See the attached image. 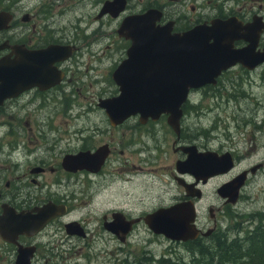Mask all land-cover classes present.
Masks as SVG:
<instances>
[{
	"label": "flooded vegetation",
	"instance_id": "af4514ba",
	"mask_svg": "<svg viewBox=\"0 0 264 264\" xmlns=\"http://www.w3.org/2000/svg\"><path fill=\"white\" fill-rule=\"evenodd\" d=\"M74 1L0 0V60H5L0 84L5 81L9 93L0 103V264H16L19 248L31 251L30 264L92 259L99 264H124L126 255L128 264H146L155 255L138 258L137 245L163 235L148 227L145 215L179 201L194 203L200 229L195 240L227 235L226 208L236 205L252 177L264 171L263 157L252 163L242 140L231 142L218 135L214 145L196 148L213 151L219 159L230 154L231 167L206 179L196 178L177 167L192 144L184 132L186 101L179 134L166 113L143 122L138 112L131 113L112 124L99 102L118 93L112 72L127 57L131 44L130 38L117 32L120 22L149 8L159 14L157 25L173 21L171 33L199 24L209 27L213 20L225 29L230 19L232 25H242L244 34L230 45L246 47L248 64L235 62L221 71L214 84H203L193 92L236 82V77H227L230 72L244 74L248 86L264 84V0H126L119 12L110 0H81L85 11L95 7L93 18L80 14L83 9L69 12ZM103 5L106 11L101 12ZM65 15L77 19L80 29L56 24ZM111 19L117 26L103 32L102 24ZM109 32H113L111 39L101 45L100 39ZM52 44H61L68 55L52 60L45 72L38 68L39 52ZM110 49L112 60L104 64ZM45 74L50 75L48 80ZM110 85H114L111 90ZM247 101L251 104L246 118L252 124L251 134L257 136L264 126V100ZM244 171L235 201L218 191ZM157 175L165 192L173 180L177 194L156 198ZM166 175L169 180L163 178ZM190 182L193 185L187 190ZM195 188L201 190L200 196L190 194ZM118 215L130 222L126 234L113 230ZM19 222L23 231H16Z\"/></svg>",
	"mask_w": 264,
	"mask_h": 264
},
{
	"label": "water",
	"instance_id": "95a60500",
	"mask_svg": "<svg viewBox=\"0 0 264 264\" xmlns=\"http://www.w3.org/2000/svg\"><path fill=\"white\" fill-rule=\"evenodd\" d=\"M118 12L124 8L126 0H110ZM106 11L103 5L102 11ZM156 9L126 16L120 22L117 32L131 39L127 57L120 61L112 72V78L118 86V93L100 100L112 124L120 122L131 113L138 112L143 122L148 117L156 119L161 113L167 114L169 125L179 134L182 104L188 99L190 90L206 83L214 84L222 70L237 61L243 62L246 47L232 48L234 38L244 34L242 25L236 22L225 29L217 20L212 26L202 24L181 32L171 33L172 22L157 25L159 14ZM116 14V13H115ZM39 52L41 63L38 68L50 70L49 63L56 58L68 55L61 44L46 46ZM39 57V56H38ZM0 70H5L4 59L0 60ZM31 70V69H30ZM36 75V74H35ZM48 80L50 75L43 76ZM4 78V77H3ZM5 80V79H4ZM51 82H46L48 86ZM5 81L0 84V103L9 94ZM103 146L98 150L99 153ZM187 157L177 162L179 170L188 171L196 178L207 177L224 172L232 165V159L225 155L219 159L213 152L198 151L195 144L186 147ZM103 158V157H102ZM69 163V157L65 158ZM256 166L252 167V171ZM246 172L238 174L221 184L218 191L230 196L235 201L239 188L245 180ZM192 182L186 184L190 190ZM200 196L201 190L189 191ZM195 207L191 200L179 201L168 206L158 207L145 215L148 227L157 234H162L174 241L196 239L200 229L195 224ZM113 230L127 233L130 222L123 221L118 215L112 223ZM16 231H23V222L16 224ZM31 251L19 248L16 264H30Z\"/></svg>",
	"mask_w": 264,
	"mask_h": 264
},
{
	"label": "rangeland",
	"instance_id": "374dc122",
	"mask_svg": "<svg viewBox=\"0 0 264 264\" xmlns=\"http://www.w3.org/2000/svg\"><path fill=\"white\" fill-rule=\"evenodd\" d=\"M83 3L85 2L76 0L67 8V10L73 12L77 8L78 10L83 9V12L80 14H89L90 17L93 18L96 11L95 7L85 11ZM79 23L80 22L77 19L67 15L63 16L60 20H56V24L65 28L77 26L78 29H80L81 26ZM116 26L117 23L114 19H111L108 24H102L101 30L103 32L106 30H112ZM112 35L113 32H109L108 36L102 37L100 39V44L103 45L105 42L109 41ZM113 45L116 46V44ZM112 52L113 49L108 50V54L103 58L104 64H110V61L112 60L110 54ZM88 53L86 54V57H88ZM227 77H236L238 80L234 83L225 81V84H217V87L215 85H209L202 89L204 93L202 91L193 92L194 88L190 90L188 99L184 104V111L186 112L184 119V132L190 143L198 145L199 147L214 145V140L218 135L224 136V138L229 139L231 142H239L242 140L245 144L243 147L247 148V153L251 156L250 162L256 163L262 160L261 157H263L264 161V126L260 130L261 134L257 136L251 134L252 124L248 122V119L246 118V116H248L247 108L250 106L251 101L244 99L246 97L251 100H264V85L257 86L251 84L248 86L249 83L246 82V76L244 74L240 75L238 73L234 74L233 72H230L227 74ZM113 88L114 85L109 86V90ZM94 107V105L91 106V108ZM260 119L263 118L260 117ZM253 145L254 148H251ZM163 178L169 180L168 175ZM160 182L161 179L157 175L155 186L156 198L160 196L168 198L171 195L177 194L178 187L173 180H171L170 183H167L165 187L167 189L166 192L163 190ZM226 214L229 233H227V235L218 234L219 238H225L224 245L238 242L246 247L252 246L249 245L251 241L250 239L241 238L246 235V231L255 224V219L260 216L264 217V171L262 169L252 177L249 188L242 199L236 205L226 208ZM204 216L209 220L207 214H204ZM210 242L211 239L201 243L209 244ZM137 247H139L137 250L138 258L155 255L154 259L157 260L163 253L182 254L185 258H189L190 256V250L183 242L169 240L163 236H156L155 241L152 243L142 241ZM240 255L243 256L244 254L240 253ZM126 258H128V255H126L125 259ZM224 259H227V257ZM61 263L73 264L72 262ZM77 264H99V261L94 259L89 262L87 260H82L78 261ZM124 264H128V262L125 261ZM149 264H156V262Z\"/></svg>",
	"mask_w": 264,
	"mask_h": 264
},
{
	"label": "trees",
	"instance_id": "16d2710c",
	"mask_svg": "<svg viewBox=\"0 0 264 264\" xmlns=\"http://www.w3.org/2000/svg\"><path fill=\"white\" fill-rule=\"evenodd\" d=\"M255 220V224L241 238L252 240L250 247L238 242L224 245L225 238H214L209 244L197 240L188 241L192 243L186 245L190 250L189 258H185L182 254L164 253L157 259L156 264H264V217L260 216ZM247 252L257 257L249 259L240 255ZM220 255L224 258L227 256L228 260L220 258Z\"/></svg>",
	"mask_w": 264,
	"mask_h": 264
},
{
	"label": "bare ground",
	"instance_id": "6f19581e",
	"mask_svg": "<svg viewBox=\"0 0 264 264\" xmlns=\"http://www.w3.org/2000/svg\"><path fill=\"white\" fill-rule=\"evenodd\" d=\"M252 85H257V86H261V85H264V84H261L260 82H258V83H252ZM244 99H246V100H248V98H244ZM231 244H233V243H230L229 245H231ZM249 245H252V240L250 241V244ZM248 247H250V246H248ZM243 256H246L247 258H249V259H253L255 256L254 255H252V254H248V252L246 253V254H244ZM129 255H128V258H126L125 259V261L126 262H128V260H129ZM220 257H222L221 255H220ZM227 257V256H226ZM257 257V256H256ZM255 257V258H256ZM155 263V262H157V260H155V259H152V260H149V261H147V263L146 264H149V263Z\"/></svg>",
	"mask_w": 264,
	"mask_h": 264
}]
</instances>
